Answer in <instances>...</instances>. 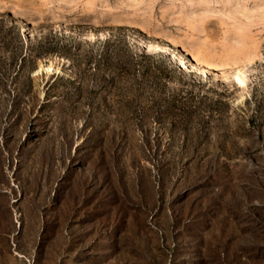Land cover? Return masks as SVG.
I'll return each instance as SVG.
<instances>
[{"label":"rangeland","instance_id":"rangeland-1","mask_svg":"<svg viewBox=\"0 0 264 264\" xmlns=\"http://www.w3.org/2000/svg\"><path fill=\"white\" fill-rule=\"evenodd\" d=\"M0 264H264V0H0Z\"/></svg>","mask_w":264,"mask_h":264}]
</instances>
